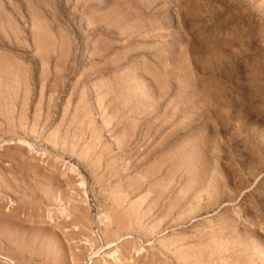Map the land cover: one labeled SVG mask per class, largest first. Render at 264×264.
Instances as JSON below:
<instances>
[{"label":"rangeland","instance_id":"1","mask_svg":"<svg viewBox=\"0 0 264 264\" xmlns=\"http://www.w3.org/2000/svg\"><path fill=\"white\" fill-rule=\"evenodd\" d=\"M117 249L264 264V0H0V264Z\"/></svg>","mask_w":264,"mask_h":264},{"label":"bare ground","instance_id":"2","mask_svg":"<svg viewBox=\"0 0 264 264\" xmlns=\"http://www.w3.org/2000/svg\"><path fill=\"white\" fill-rule=\"evenodd\" d=\"M88 114V113H87ZM12 132V131H11ZM5 133V132H4ZM14 134V133H13ZM6 135V134H5ZM21 141V140H20ZM52 145V144H51ZM52 147H53V145H52ZM55 147H56V145H55ZM54 148V147H53ZM69 155V154H68ZM65 157V156H64ZM81 160V159H80ZM2 170V169H1ZM69 172V171H68ZM12 173V172H11ZM13 174V173H12ZM16 178V177H15ZM12 181V180H11ZM81 186H84V184H81ZM34 193L35 194H38L37 193V191H34ZM34 193H33V195H34ZM28 194V193H27ZM39 195V194H38ZM70 205H71V203H70ZM85 205V204H84ZM87 205V204H86ZM72 206V205H71ZM135 208V207H134ZM72 209V208H71ZM63 216H62V218H64V220L65 221H68L69 220V217H70V213H69V215L68 214H66V213H64V214H62ZM87 216V215H86ZM118 217V216H117ZM13 218V217H12ZM64 220H63V222H62V220H57L58 221V223H59V226H61V224L62 223H64ZM1 221H2V219H1ZM5 221V220H4ZM4 221H2L3 222V224L4 223H6V222H4ZM7 221V220H6ZM104 226H107L108 227V222L107 221H103V220H101L100 221ZM9 224V223H8ZM10 225H12V223L10 224ZM13 226V225H12ZM58 226V225H57ZM5 227V226H4ZM17 227V226H16ZM6 228V227H5ZM58 228V227H57ZM63 228H64V226H63ZM77 228V227H76ZM61 229V228H60ZM59 229V230H60ZM78 229V228H77ZM63 232L66 234V233H71V230H69V229H67V228H64L63 229ZM120 233V232H119ZM8 234V233H7ZM130 234V233H129ZM119 235V234H118ZM66 237V236H65ZM119 237V236H118ZM122 237V236H121ZM8 239V238H7ZM88 241V240H87ZM87 243V242H86ZM88 243H90V241H88ZM116 244H111V245H109V247L108 248H112V247H115L116 248ZM21 247V246H20ZM107 248V249H108ZM143 249V248H142ZM115 250V249H114ZM137 253H139L140 251L139 250H137L136 251ZM117 253L119 254V250L117 249V251L116 252H114V254H112V257H113V255L115 256L116 255V257H114V262H115V264H122V261H121V258H119L120 256L119 255H117ZM111 254V253H110ZM140 254V253H139ZM92 255V254H91ZM93 255H96V253H93ZM2 258V257H1ZM4 259H5V257H4ZM8 261V260H7ZM9 263H13V262H10V261H8ZM124 264V263H123Z\"/></svg>","mask_w":264,"mask_h":264}]
</instances>
